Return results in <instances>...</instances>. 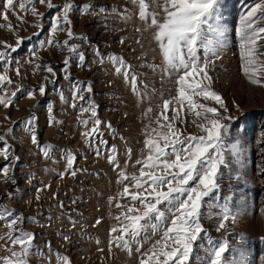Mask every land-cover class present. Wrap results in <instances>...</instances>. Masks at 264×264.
Masks as SVG:
<instances>
[{"label": "rangeland", "instance_id": "1", "mask_svg": "<svg viewBox=\"0 0 264 264\" xmlns=\"http://www.w3.org/2000/svg\"><path fill=\"white\" fill-rule=\"evenodd\" d=\"M51 2L61 6L66 0ZM71 2L76 6L69 13L75 39H70L66 31L50 32L49 26L57 12L55 8L49 10L44 4H35L38 13L44 14L42 17L22 11L18 6L8 11V21L0 17V25L11 23L13 26L12 29L0 28V52L6 51L5 42L17 48L15 52L7 50V64L0 63V74H6L12 81L4 85L6 98L16 92L10 106L0 105V135L5 136L7 146H10L9 159L19 157L9 171L15 183L0 182V213L9 209L14 214H22L25 220L17 228L36 234L33 244L41 251L40 254H30L28 264H57L54 253L68 257L71 264H139L141 254L148 252L152 243L160 237L154 236L139 253L135 251V246L129 254L110 244V229L117 226L115 217L122 211L116 204L128 203V199L120 193L124 184L130 181L122 184L119 173L123 170L129 176L139 175L141 165L136 161L148 153L145 146L147 132L157 127L156 120L163 101L177 95L176 76L169 78L158 70L144 66L154 64L163 67V62L153 33L145 30L144 23L138 18V5L132 0ZM146 2L151 4V0ZM258 2L260 0H225L223 19L227 22L228 38L220 58L209 65L208 75L212 77L211 89L222 97L227 110L214 100L194 97L199 103L218 108L222 113V123L229 126L228 132L222 135L225 147L221 149L229 167L220 169L223 177L218 180L221 199L217 203L222 204L223 198L231 195L230 207L238 212L235 224L228 223L227 231H217L218 218L214 215L209 218L208 213L219 209H202L201 224L207 235L202 233L197 244L207 247L209 237L214 241L226 240L229 251L224 253L225 262L231 261L237 249L245 248L249 264H264V242L261 240L264 237V86L252 84L248 74L242 71L235 30L239 28L240 16ZM3 4L4 0H0V13L4 11ZM85 4L92 6V14L82 13L80 6ZM101 8L106 11L102 12ZM153 10L159 11L150 6L149 11ZM118 12L128 13L131 18L125 21ZM49 39L59 43L56 47L48 45ZM121 39L124 44L119 42ZM65 40L84 54V66H79L78 56L62 47ZM137 40L143 47L136 43ZM18 41H21L19 46ZM41 42H44V47H41ZM97 48L104 54L103 63L98 62L99 58L93 51ZM110 55L122 57L131 65V71L138 74V88L143 89L145 83L148 85L142 100L132 91L130 81L125 80L123 72L128 69L121 68V74H117L119 65L108 59ZM65 59L69 60L67 71L70 79L64 78ZM260 60L264 61V56ZM17 67L19 75L15 72ZM47 67L53 69L54 76L47 72ZM257 76L264 80V75L257 73ZM74 82L91 85V92H83V101L73 100ZM42 85L45 94L37 91ZM18 87L20 91H17ZM29 90L34 91V97L26 95ZM89 98L97 106L98 118L105 122L99 126L103 136H97L91 143L82 135L93 127L91 112L79 111L81 105L90 106L86 103ZM72 103L77 107H71ZM149 108L152 109L150 113ZM185 113L188 122L181 126L177 121L176 127L188 134L203 135L192 123L193 120L197 123L203 121L188 114L187 109ZM168 115L171 117L173 113L169 111ZM32 116L37 119L28 124L27 119ZM228 116L233 119L223 118ZM81 120H89L87 128L80 124ZM107 122L111 123L114 131L107 127ZM9 129H12L10 134ZM33 133L40 147L32 144ZM234 137L244 145L243 168L232 163L233 157L229 154ZM101 139L107 141V147L100 143ZM46 146L51 158H46L41 150ZM97 146L102 150L100 156L95 154ZM112 146L117 150L115 158L119 167L109 162ZM4 147L0 142V151ZM127 149H131L130 156ZM66 152L76 158L73 163L76 176H72L71 170L67 169ZM5 163L0 155V166ZM237 173L241 179L235 178ZM61 174H64L62 178ZM8 192L12 193L11 198L5 195ZM61 203L63 207L59 206ZM31 217H36L39 223H33L29 219ZM49 217L52 219L49 220ZM69 217L76 222L75 227ZM98 218L100 223L96 224ZM8 232L7 221L0 220V237H5ZM63 236L70 239L65 241ZM241 236L243 239H240ZM49 241L54 253H49L45 246ZM8 247L19 246L0 239V257L8 255L5 250ZM203 247L194 246V255L203 257ZM195 264H200V260H196Z\"/></svg>", "mask_w": 264, "mask_h": 264}, {"label": "snow or ice", "instance_id": "2", "mask_svg": "<svg viewBox=\"0 0 264 264\" xmlns=\"http://www.w3.org/2000/svg\"><path fill=\"white\" fill-rule=\"evenodd\" d=\"M36 3L46 5L49 10L56 9L57 14L53 16L49 26L52 34L66 31L70 39L76 38L71 30L69 19V13L76 7L71 0H66L61 6L54 5L51 0H26V2L16 0L15 3L14 0H4V11L0 13V17L8 21V11L14 10L16 6L22 11H30L33 15L42 17L44 14L38 13ZM132 3L138 5V18L144 23L145 30L152 31L163 62V67L154 64L144 66L158 70L169 78L175 75L177 95L163 101L156 120L157 127L147 132L148 138L145 140V146L148 153L143 159L136 161V164L141 165L139 175L129 176L123 170L119 173L122 184L124 181H130L129 184H124L123 191L120 193L128 199V203L116 204L117 208H121L122 211L115 217L118 222L117 226L110 229V235H112L110 244H114L129 254L135 246V251L139 253L145 243L158 235L160 238L152 243L148 252L141 254L139 264H195L196 260H200V264H249L245 248L237 249L235 254H232L231 261L225 262L224 253L229 251L226 240L214 241L209 237L207 247L197 244V241L201 240L202 233L207 235L206 229L201 224L202 209L206 210L208 207L219 209L215 213H208L209 218L213 215L218 218L217 231L221 229L227 231L228 223L235 224L238 215V212H234L230 207V202L233 200L231 195L224 197L222 204L217 203L221 199L218 180L223 177L220 169L229 167L221 150L225 147L222 135L228 132L229 126L222 123V113L218 108L199 103L194 99V97L211 99L225 111L227 110L222 97L211 89L212 77L208 75L209 65L220 58V53L228 38L227 22L223 19L225 0H151V4L146 0H132ZM150 6L159 11H149ZM91 7L85 4L80 6V10L82 13L92 14ZM101 11H106V9L101 8ZM113 11L116 10L113 9ZM117 14L125 21L131 18L128 13L118 12ZM262 21H264V0H260L240 16L239 28L235 30L241 53L242 71L248 74L252 84L260 86H264V80L257 76V73L264 75V61L260 60V57L264 56V23H261ZM3 27L13 28L11 23L0 25V28ZM80 39L86 38L80 37ZM119 42L125 43L123 39ZM20 43L21 41H18V46ZM58 43L53 39L47 41V44L53 47H56ZM136 43L143 47L139 40ZM44 46V42H41V47ZM62 47L78 56L79 66L85 65L86 58L78 51L77 46L70 45L69 41L65 40ZM5 48V52H0V63L3 64L8 63V49L12 52L17 51V48H13L6 42ZM132 50L135 51V49ZM93 51L99 58L98 62L103 63L104 54L100 53L98 48ZM33 55H35L34 52ZM108 59L119 65L116 68L117 74H121V68L128 69L123 72L125 80L130 81L132 91L137 93L142 100L148 85L145 83L143 89L138 88V74L131 71V65H128L122 57L110 55ZM63 63L65 65L64 78L70 79L67 71L69 60L65 59ZM35 67L40 66L35 65ZM46 70L49 74L55 75L51 67H47ZM15 72L17 75L20 74L18 67ZM204 81L208 83L205 84ZM11 83L9 76L0 74V105L5 107L10 106L12 97L16 96V92H12L11 97L6 98L5 96L4 85ZM20 90L18 87L17 91ZM37 91L45 94V87L42 85ZM84 91L91 92V85L74 82L73 100L83 101ZM26 95L34 97L35 93L29 90ZM61 98L64 99L62 92ZM86 103L90 106L81 105L79 111L91 112L93 127L82 133L91 143L97 136H103L99 126L105 122L98 118L94 101L89 98ZM71 107L76 108L77 105L72 103ZM185 109L188 114L203 121L202 123L192 121L204 133L203 135L188 134L176 127L177 121L181 126L188 122ZM151 111L152 109L149 108L148 112ZM169 111L173 113L171 117L168 115ZM223 118L233 119L231 116ZM36 119L34 116L29 117L27 123L32 124ZM80 124L87 128L89 120H81ZM107 127L112 130L110 122H107ZM29 131L31 133V129ZM8 132L10 134L12 129ZM0 142L5 145L0 155L6 161L3 166H0V176H2L0 182L15 183L9 171L14 162L19 161V157L13 156L9 159L10 146H7L5 136L0 135ZM31 142L40 147L34 133L31 134ZM100 143L107 147V141L101 139ZM230 145L229 154L233 157L232 163L243 168L244 145L239 138L235 137ZM41 150L46 158H51L47 146ZM116 151L115 146H112L108 159L110 163L119 167L115 158ZM127 153L130 156L131 149H127ZM95 154L97 156L102 154L99 146L95 148ZM65 158L67 169L71 170L70 174L76 176V170L73 169L75 156L66 152ZM63 175L61 174V178ZM235 178L241 179L242 177L237 173ZM45 187H50V185H45ZM5 195L11 198L12 193L8 192ZM161 205L163 207H160ZM59 206L63 207V204ZM29 219L33 223H39L36 217ZM51 219L52 217H49V220ZM0 220H6L9 229L7 235L0 239L5 243L10 242L13 246H19L18 248H6L8 255L0 257V264H28L30 254H40L41 250L33 244L36 234L17 228V225L25 220L22 214H14L12 210L5 209L0 213ZM69 220L75 227L76 222L72 221L71 217ZM95 223L99 224L100 218ZM62 239L68 241L70 237L63 236ZM240 239L243 237L241 236ZM261 240L264 242V237H261ZM45 246L49 253H54L50 241ZM194 246L203 247V257L194 255ZM54 254L57 264H71L68 257L59 253Z\"/></svg>", "mask_w": 264, "mask_h": 264}]
</instances>
